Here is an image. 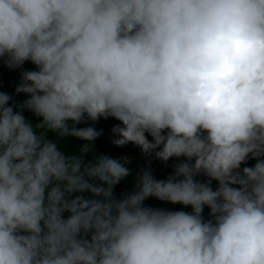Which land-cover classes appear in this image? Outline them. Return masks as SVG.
<instances>
[{"label": "clouds", "instance_id": "1", "mask_svg": "<svg viewBox=\"0 0 264 264\" xmlns=\"http://www.w3.org/2000/svg\"><path fill=\"white\" fill-rule=\"evenodd\" d=\"M5 56L36 70L20 110L0 92V264H264V0H0ZM101 117L114 145L185 159L118 199L131 161L85 162L102 130L77 127Z\"/></svg>", "mask_w": 264, "mask_h": 264}, {"label": "trees", "instance_id": "2", "mask_svg": "<svg viewBox=\"0 0 264 264\" xmlns=\"http://www.w3.org/2000/svg\"><path fill=\"white\" fill-rule=\"evenodd\" d=\"M7 56L0 57V92L8 94L12 99L9 101V106L14 108V111H18L16 106L23 103L29 98L26 93H17L16 88L22 82V74L26 71L36 70V66L31 61H25L19 67H9L7 64ZM22 115L30 123H37L39 118L36 117L31 111L24 109ZM120 125L123 127L122 122L119 120L109 117L104 119L101 117L98 121L93 122L88 120L86 123H81L77 127H94L97 131H101V135L92 142V150L84 157L85 162L90 163L96 156L107 155L110 158L120 159L128 158L131 163L132 175L125 180H122L114 188V194L119 199L124 195L131 193L135 190V179L134 177L142 170H150L153 177L157 180H166L172 174V164L170 160L167 162L161 161L155 158L153 153L151 156H147L141 153L140 149L132 143L125 146H116L112 143L115 139V135L112 132L114 126ZM148 140L151 142L152 137L147 135ZM86 143L77 138L71 137L61 141L60 146L66 154H78V149ZM100 146V151L96 152L95 147ZM159 150V149H157ZM218 186V182L212 180L211 187L213 190ZM51 187V186H50ZM50 190V188H49ZM76 195H84L85 197L91 196V193H73L70 198H75ZM145 207L151 208H163L171 211H185L191 213V206H183L181 204H172L170 202H164L150 197L144 201ZM203 216L209 218V213L203 210ZM71 214L68 211L62 213V218L67 219Z\"/></svg>", "mask_w": 264, "mask_h": 264}, {"label": "rangeland", "instance_id": "3", "mask_svg": "<svg viewBox=\"0 0 264 264\" xmlns=\"http://www.w3.org/2000/svg\"><path fill=\"white\" fill-rule=\"evenodd\" d=\"M100 146H97L95 147V151L96 152H99L100 151ZM262 159H264V157H261ZM185 158L183 157H180V158H176V157H173V158H170V163L172 164V173L174 171V166L177 164V163H180L184 160ZM256 159H252V158H249L246 162L242 163L241 165L242 166H245V167H253L256 163Z\"/></svg>", "mask_w": 264, "mask_h": 264}, {"label": "built area", "instance_id": "4", "mask_svg": "<svg viewBox=\"0 0 264 264\" xmlns=\"http://www.w3.org/2000/svg\"><path fill=\"white\" fill-rule=\"evenodd\" d=\"M245 166H242L241 165V169H240V171H242V169L244 168ZM196 179L197 180H199V181H201V182H207L208 181V177H206V176H204L203 174H201V175H198L197 177H196ZM192 210V209H191ZM204 210H206L208 213H209V211H210V209H208L207 207H205L204 208ZM204 212H202V214H203Z\"/></svg>", "mask_w": 264, "mask_h": 264}]
</instances>
